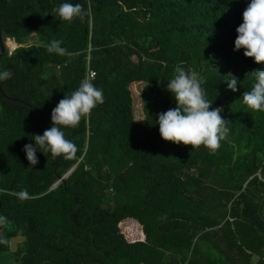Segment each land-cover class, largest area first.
<instances>
[{"label":"trees","instance_id":"1","mask_svg":"<svg viewBox=\"0 0 264 264\" xmlns=\"http://www.w3.org/2000/svg\"><path fill=\"white\" fill-rule=\"evenodd\" d=\"M63 2L0 0L2 39L17 46L0 57L13 74L0 88L16 99L0 94V254L24 237L14 264H264V112L242 99L264 65L234 51L250 0H67L88 11L71 22L53 12ZM52 40L70 55L49 53ZM86 58L104 103L62 128L75 158L38 151L30 169L24 146L52 126ZM177 66L198 72L209 110L223 109L229 134L215 152L159 135L158 114L176 107L167 83ZM23 189L31 199L13 195ZM128 219L142 240L119 232Z\"/></svg>","mask_w":264,"mask_h":264},{"label":"clouds","instance_id":"2","mask_svg":"<svg viewBox=\"0 0 264 264\" xmlns=\"http://www.w3.org/2000/svg\"><path fill=\"white\" fill-rule=\"evenodd\" d=\"M57 16L67 22L74 19L84 21L88 11L80 3L63 2L53 9ZM234 51L244 49L245 58H252L256 64L264 65V0H250L242 13V23L236 29ZM62 41L52 40L46 45L49 53L60 56L70 55L66 48L61 47ZM255 81L250 91L244 92L243 103L253 111L264 112V69L251 73ZM9 70L0 71V81L12 78ZM94 75V74H93ZM227 83L228 89L237 91V78L231 73ZM167 91L176 101V107L165 113L158 114L156 123L159 135L165 142L200 147L215 152L221 141L229 134V128L220 115L222 108L209 110L212 101L205 98L198 72L186 71L177 66L173 78L167 83ZM104 103L103 90L95 87L92 80L84 78L78 88L69 96H64L52 110V126L42 135L33 136V144H26L23 151L29 166L38 163L36 153H50L53 157L75 158L77 146L65 137L62 128H75L81 119L89 116L91 111ZM20 200L31 199L27 189L13 193Z\"/></svg>","mask_w":264,"mask_h":264},{"label":"rangeland","instance_id":"3","mask_svg":"<svg viewBox=\"0 0 264 264\" xmlns=\"http://www.w3.org/2000/svg\"><path fill=\"white\" fill-rule=\"evenodd\" d=\"M8 41L10 40L9 39L5 40V47L7 51L10 52L12 51V49L16 48L17 46L15 45V47L12 48L9 45ZM31 42L32 41H30L29 43ZM9 46L11 49L9 48ZM128 88L130 91V96H131V101H132L133 118L135 121L140 122L142 121V117H143L142 112H141V103H140V96H139L141 84L132 83L129 85ZM262 176H263L262 179L264 180V166L262 168ZM263 214H264V209H263ZM118 229H119V232L124 237V239L128 242L137 241L142 238L139 236L140 229L134 221L126 220L122 222L121 225H118ZM13 260L14 258L12 257V254L10 252L0 254V264H14Z\"/></svg>","mask_w":264,"mask_h":264},{"label":"water","instance_id":"4","mask_svg":"<svg viewBox=\"0 0 264 264\" xmlns=\"http://www.w3.org/2000/svg\"><path fill=\"white\" fill-rule=\"evenodd\" d=\"M5 49H6V47H5V40L2 39V36H1V33H0V57L3 55ZM12 50H13V49H12ZM0 94H1L5 99L16 101V99L9 98V97H7L6 95H4L3 92H2V90H1V88H0ZM72 169H73V168H71V169L68 171V173L71 172ZM68 173H67V174H68ZM59 180L61 181V180H62V177H61ZM24 240H25L24 237H12V238H10V239L8 240V250H9V252H14L15 249H16V245H17L18 243L23 242Z\"/></svg>","mask_w":264,"mask_h":264},{"label":"built area","instance_id":"5","mask_svg":"<svg viewBox=\"0 0 264 264\" xmlns=\"http://www.w3.org/2000/svg\"><path fill=\"white\" fill-rule=\"evenodd\" d=\"M94 72L93 70H91L88 66V58H86V70H85V78L88 77L90 78L91 80L93 79L94 77Z\"/></svg>","mask_w":264,"mask_h":264},{"label":"bare ground","instance_id":"6","mask_svg":"<svg viewBox=\"0 0 264 264\" xmlns=\"http://www.w3.org/2000/svg\"><path fill=\"white\" fill-rule=\"evenodd\" d=\"M9 42V45L13 48V47H15V44L10 40V41H8ZM10 46H9V48H10ZM11 49V48H10Z\"/></svg>","mask_w":264,"mask_h":264},{"label":"crops","instance_id":"7","mask_svg":"<svg viewBox=\"0 0 264 264\" xmlns=\"http://www.w3.org/2000/svg\"><path fill=\"white\" fill-rule=\"evenodd\" d=\"M257 176L259 177V175L257 174ZM263 182H264V180H262ZM129 220V219H128ZM132 221V220H131ZM143 239V237L140 239V240H142ZM254 262V261H253Z\"/></svg>","mask_w":264,"mask_h":264}]
</instances>
